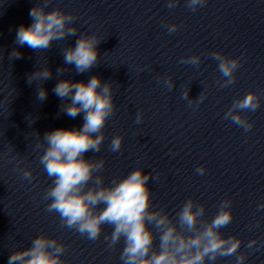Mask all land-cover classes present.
Wrapping results in <instances>:
<instances>
[{
  "label": "clouds",
  "instance_id": "clouds-1",
  "mask_svg": "<svg viewBox=\"0 0 264 264\" xmlns=\"http://www.w3.org/2000/svg\"><path fill=\"white\" fill-rule=\"evenodd\" d=\"M49 2L44 0L43 4H36L30 10L32 23L18 28L15 38L18 45H27L34 51L47 50L54 41L77 35L78 29L72 23L76 19L74 15L60 8L46 11ZM206 2L187 0V7L195 11ZM177 3L178 0H168L166 6L172 9ZM167 27L169 33H173L179 26L171 24ZM101 41L95 34H80L74 47L63 48L65 64L74 65L77 74L89 71L99 62L98 45ZM10 56L19 59L22 53L13 50ZM212 57L219 62L218 70L225 78L221 87L233 84L240 58H229L218 51L212 53ZM180 62L199 66L201 60L193 55L181 58ZM63 71V68L57 70L58 73ZM51 76L49 68H39L29 75L28 82L31 84L37 79L43 82L51 79ZM164 83L169 90L174 87L171 77ZM53 92L61 100L70 101L61 104V111L69 117L84 114L82 127L58 128L45 133L43 137L47 148L40 157V163L52 179V185L44 195L45 200L51 201L46 210L57 213L62 226L75 229L92 241L100 238L104 225L112 226L113 231L110 236H105V240L109 241V248H113L124 239L125 246L121 253L123 264H214L218 258L238 253L241 239L225 237L220 231L233 220L231 200L225 199L219 204V210L211 221H202L204 205L189 198L177 212L174 221L164 209L151 207L148 187L151 173L145 174L143 169L136 168L124 178H114L107 186L104 178L96 175L103 169L105 161L86 159L85 153L100 152L105 139L103 129L115 112L110 82L102 83L97 75L86 83L61 79ZM47 95L45 88H38V100H46ZM183 95L188 98V91ZM204 99L202 92L195 100L197 106ZM191 104L192 100L189 101ZM259 106V95L249 91L243 98L233 101L224 118L249 131L253 124L241 115V111L254 112ZM141 120L142 113H137L136 121L139 123ZM122 142V136L113 137L109 146L111 151L118 152ZM196 171L203 175L205 168L200 166ZM21 172L23 179L31 181V169H21ZM260 208H264V204ZM149 225L160 233L158 248L155 247L156 237ZM256 243V240H251L247 247L252 248ZM65 251L63 243L42 233L32 240L30 247L13 251L8 264H70L62 259ZM245 258L243 253L236 255V264H243Z\"/></svg>",
  "mask_w": 264,
  "mask_h": 264
}]
</instances>
